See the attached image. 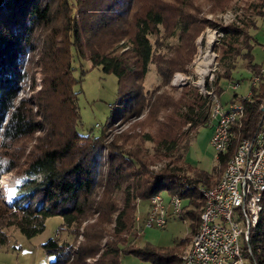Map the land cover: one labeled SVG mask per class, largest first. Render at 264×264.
Returning <instances> with one entry per match:
<instances>
[{
  "label": "trees",
  "instance_id": "16d2710c",
  "mask_svg": "<svg viewBox=\"0 0 264 264\" xmlns=\"http://www.w3.org/2000/svg\"><path fill=\"white\" fill-rule=\"evenodd\" d=\"M207 1L213 14L231 3ZM244 10L262 17L264 0L246 1ZM201 14L195 0H0V177L23 169L31 178L11 204L3 203L0 195L1 246L9 241L8 229L31 239L43 231L47 218L59 216L63 219L59 231H69L75 241L81 236L82 241H46L41 247L52 257L49 264H85L89 259L90 264H121L124 257L180 264L179 256L198 230L204 205L199 188L219 182L234 147L217 156L212 174L184 163L191 140L200 129L209 128L211 97L186 85L174 98L166 91L171 77L187 71L195 40L206 27L222 35L217 49L220 71L212 84L218 97L223 91L219 83L232 80L237 58L252 76L264 69L253 62L255 40L249 30L256 28L254 21L238 17V23L222 26ZM37 50L42 87L35 92L27 63ZM83 61L117 80V100L97 136L77 132L76 101L86 74ZM150 64L160 83L148 93L144 82ZM261 78L249 97L239 100L244 108L241 138H250L259 129L264 75ZM27 82L33 93L19 99ZM143 116V121L108 141V126ZM145 127L154 132L143 133ZM32 140L25 154L20 146ZM146 143L152 144V153ZM160 162L165 163L159 170L151 169ZM162 191L188 202L178 217L189 222L188 236L167 248L130 245L137 203ZM117 192L122 195L120 203ZM249 248L245 264H264V196Z\"/></svg>",
  "mask_w": 264,
  "mask_h": 264
},
{
  "label": "rangeland",
  "instance_id": "374dc122",
  "mask_svg": "<svg viewBox=\"0 0 264 264\" xmlns=\"http://www.w3.org/2000/svg\"><path fill=\"white\" fill-rule=\"evenodd\" d=\"M246 1L249 0H231L229 6L222 12L209 13V3L207 0H195L196 4L200 6L202 14L205 19L215 22L218 25L226 26L231 23H238V17L244 19H250L255 22L256 28L250 29L249 34L253 36L255 44L252 48L253 62L257 65H264V15L262 17H255L250 11H245L244 6ZM154 41V37L150 38ZM221 37H218L217 30L215 28L206 27L195 40V53L191 62L186 67V72H175L170 80L169 88L167 92L172 93L174 98H178L182 92V88L186 85H191L199 91L198 83L201 81L200 73L207 68L208 75L205 73L201 75L205 77L203 80L205 83L209 82V77L213 74L212 84L216 80V75L220 71L219 58L220 54L218 49L219 41ZM170 44L175 43V39L169 40ZM39 60V51H35L28 59L27 69L29 71V78L34 79L36 85L35 92L39 91L42 87V74L40 68L37 66ZM243 60L241 58L236 59V68L231 74V81L221 80L219 86L222 88V92L219 95L220 103L224 108L233 99V95H237L238 98H247L250 93L252 73L244 68L242 65ZM82 67L86 71L81 82V93L78 95L76 104L79 111L80 123L77 127L79 134L85 135L92 133L95 136L99 135L101 128L106 124V120L111 112V106L117 100V80L116 77L109 74H104L100 67H91L90 62L83 61ZM149 70L144 82V91L151 92L159 83L160 78L157 75L156 69L153 65H149ZM78 68V67H77ZM216 68V69H215ZM215 69V70H214ZM79 68L74 73L75 77L79 76ZM237 84L235 90L233 85ZM30 82H27L24 88L19 93V99H29L31 96V90L29 89ZM216 88V87H215ZM79 90V87L75 88ZM172 90V91H171ZM218 96V94H216ZM145 116L140 119H133L127 122H116L113 125L108 126L105 129V133L108 135V141H111L114 136L121 134L130 129V127L140 121H143ZM208 128H202L206 130ZM133 132V130H131ZM136 133H140L141 130L136 128ZM143 133L154 132V128L145 127L142 130ZM198 134V133H197ZM197 136V135H196ZM20 146L21 149H25L27 154L30 148L34 144V140L30 142H24ZM145 147L149 153H152V144L146 143ZM165 162H160L151 166L154 171L159 170ZM184 163L191 168L204 171L212 174L217 167V154L207 142V144L200 143L196 137L191 140L187 151L184 155ZM23 169H16L0 177V195L3 203L9 205L19 195L21 186L29 181L31 178L24 173ZM165 202L169 200V194L166 191L160 193ZM116 200L120 203L122 195L120 192L115 193ZM188 202L182 200V206H187ZM148 212V201H139L137 203L135 211V224L133 231L128 236V242L130 245L139 247L141 239H137L141 233L140 230H145L144 220ZM92 223L93 220L86 221ZM63 224V219L59 216L49 217L45 220L44 229L41 233L37 234L31 239H27L15 228L8 229L9 241L6 245H0V264H49L52 257L47 256L41 245L49 239L57 238L60 242L66 243H79L82 241V237L75 238L70 235L69 231H59L60 225ZM84 226V224H83ZM137 227V228H136ZM138 229V230H137ZM149 230L155 231L159 234L158 247H172L186 238L189 234V222L181 221L178 218H173L168 221L164 229ZM81 231V230H80ZM139 233V234H138ZM152 245V244H151ZM154 246V245H153ZM126 258V257H125ZM133 259L132 257H128ZM135 259V258H134ZM91 260H87L85 264H90Z\"/></svg>",
  "mask_w": 264,
  "mask_h": 264
},
{
  "label": "built area",
  "instance_id": "2783aa9c",
  "mask_svg": "<svg viewBox=\"0 0 264 264\" xmlns=\"http://www.w3.org/2000/svg\"><path fill=\"white\" fill-rule=\"evenodd\" d=\"M218 37L222 35L218 33ZM209 66L205 69L206 76ZM205 75L200 73L198 86L202 96L211 97L210 146L217 156L234 148L219 182L212 188H199L204 205L198 230L179 260L180 264H245L244 255H251L250 231L258 222L264 196V107L257 132L250 138H241L238 131L244 116L242 102L235 101L224 108L214 93L213 74L207 83L203 80ZM262 75L264 69L252 77L251 87L262 82ZM236 87L237 84L230 88ZM182 211V199L169 197L165 202L158 194L148 201L144 228L164 229Z\"/></svg>",
  "mask_w": 264,
  "mask_h": 264
},
{
  "label": "crops",
  "instance_id": "0c3cea01",
  "mask_svg": "<svg viewBox=\"0 0 264 264\" xmlns=\"http://www.w3.org/2000/svg\"><path fill=\"white\" fill-rule=\"evenodd\" d=\"M235 95V94H234ZM233 95V96H234ZM237 96V95H236ZM243 98H234L232 99L227 105H229L230 103H233L235 101H239ZM211 129L210 127L206 130H201L200 132H198L196 139H199L200 143L202 144H207V142L209 143L210 141V137H211ZM210 144V143H209ZM140 235H138L139 237L137 238L138 240L141 239L140 241V245L139 247H142L144 244L148 243V244H152L154 246H158V239H159V234H157L155 231H151L149 229H145V230H140ZM136 242L135 241L134 245L136 246ZM178 244V243H177ZM188 246H186L184 248L187 249ZM133 259H130L128 257H124L121 259V264H150L149 262H141L138 259H134V257H132Z\"/></svg>",
  "mask_w": 264,
  "mask_h": 264
},
{
  "label": "bare ground",
  "instance_id": "6f19581e",
  "mask_svg": "<svg viewBox=\"0 0 264 264\" xmlns=\"http://www.w3.org/2000/svg\"><path fill=\"white\" fill-rule=\"evenodd\" d=\"M201 73L204 74V73H205V70H203ZM209 119H210V118H209ZM179 216H180V215H179Z\"/></svg>",
  "mask_w": 264,
  "mask_h": 264
}]
</instances>
